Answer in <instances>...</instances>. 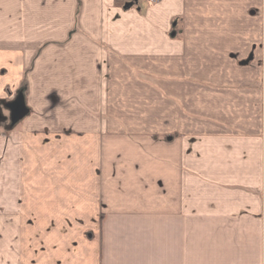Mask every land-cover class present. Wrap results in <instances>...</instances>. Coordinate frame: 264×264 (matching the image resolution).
<instances>
[{
  "label": "crops",
  "instance_id": "0c3cea01",
  "mask_svg": "<svg viewBox=\"0 0 264 264\" xmlns=\"http://www.w3.org/2000/svg\"><path fill=\"white\" fill-rule=\"evenodd\" d=\"M0 63V264H264V0H0Z\"/></svg>",
  "mask_w": 264,
  "mask_h": 264
},
{
  "label": "water",
  "instance_id": "95a60500",
  "mask_svg": "<svg viewBox=\"0 0 264 264\" xmlns=\"http://www.w3.org/2000/svg\"><path fill=\"white\" fill-rule=\"evenodd\" d=\"M5 107L10 112L11 125H15L28 113L22 92H19L12 102L5 104Z\"/></svg>",
  "mask_w": 264,
  "mask_h": 264
},
{
  "label": "rangeland",
  "instance_id": "374dc122",
  "mask_svg": "<svg viewBox=\"0 0 264 264\" xmlns=\"http://www.w3.org/2000/svg\"><path fill=\"white\" fill-rule=\"evenodd\" d=\"M140 1H143V0H140ZM146 1V3H147V0H145ZM0 66H1V63H0ZM5 68V67H4ZM5 69H7V68H5ZM0 71H1V68H0ZM7 103H9V102H7V101H5L4 102V105L5 104H7ZM1 108H0V111H1V115H0V118H1V116H2V122H4L8 127H9V129H10V127H12L11 125H10V114H9V111L6 109V107L5 106H0ZM3 114H4V118H3ZM15 125H17V124H15Z\"/></svg>",
  "mask_w": 264,
  "mask_h": 264
},
{
  "label": "built area",
  "instance_id": "2783aa9c",
  "mask_svg": "<svg viewBox=\"0 0 264 264\" xmlns=\"http://www.w3.org/2000/svg\"><path fill=\"white\" fill-rule=\"evenodd\" d=\"M149 2H151V3H154L156 0H148Z\"/></svg>",
  "mask_w": 264,
  "mask_h": 264
}]
</instances>
